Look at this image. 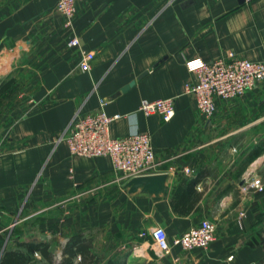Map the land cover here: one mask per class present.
I'll return each instance as SVG.
<instances>
[{"label":"crops","instance_id":"0c3cea01","mask_svg":"<svg viewBox=\"0 0 264 264\" xmlns=\"http://www.w3.org/2000/svg\"><path fill=\"white\" fill-rule=\"evenodd\" d=\"M56 3L0 0V89L22 85L0 95V259L44 242L60 264L82 235L99 264H264V191L242 190L264 181V80L217 98L212 117L186 92L189 59L264 60V0H80L72 27ZM73 36L79 46L69 44ZM82 49L95 51L88 71ZM102 98L109 115H120L113 137L151 134L159 173L168 175L161 193H131L109 156L73 155L59 140ZM160 98L175 99L169 121L139 110L143 99ZM191 184L200 196L181 212L175 192ZM203 219L217 227L207 249L173 245L160 256L152 247L154 227L172 239ZM32 264L50 263L36 252Z\"/></svg>","mask_w":264,"mask_h":264},{"label":"built area","instance_id":"2783aa9c","mask_svg":"<svg viewBox=\"0 0 264 264\" xmlns=\"http://www.w3.org/2000/svg\"><path fill=\"white\" fill-rule=\"evenodd\" d=\"M80 0H57L55 9L65 19V25L72 27L78 13ZM71 46H79L80 39L73 36ZM80 67L91 69V61L95 51L81 50ZM230 60L217 59L205 61L196 57L189 59L187 65L194 80L187 85L186 92L196 101L200 113L212 117L217 110L216 99H232L243 95L264 80V60L253 61L247 58L234 57ZM108 100L100 99L99 108L94 112H77L65 133L59 140H66L73 155L86 157L109 156L113 163L116 178L130 180L131 178L159 173L156 153L153 148L152 136L147 131H136L124 137H113L110 125L113 119L105 106ZM139 110L145 115L158 114L163 120H171L176 113L174 98L143 99ZM190 172V168L185 169ZM255 189L264 191V181L261 178L247 180L242 183V190ZM83 193L72 196L80 197ZM70 198V199H71ZM151 245L160 256L171 252L173 245H179L184 250L195 248L207 249L216 239L217 227L209 219H203L198 225L169 238L166 229L156 226L150 231Z\"/></svg>","mask_w":264,"mask_h":264},{"label":"trees","instance_id":"16d2710c","mask_svg":"<svg viewBox=\"0 0 264 264\" xmlns=\"http://www.w3.org/2000/svg\"><path fill=\"white\" fill-rule=\"evenodd\" d=\"M16 89V82L10 80L0 89V95L2 97H10L15 93ZM192 194L196 195L194 199H198L200 196L193 189L192 184L179 186L173 199L174 207L184 212V206L189 203L188 200ZM36 252H40L50 264H53L54 254L50 249V245L44 242H25L21 243L19 248L6 250L2 254L0 264H32ZM64 254L65 257L60 264H99L95 255L92 254L91 241L82 235L71 238L64 248ZM77 255H79V260H76ZM109 264L114 263L111 262Z\"/></svg>","mask_w":264,"mask_h":264},{"label":"water","instance_id":"95a60500","mask_svg":"<svg viewBox=\"0 0 264 264\" xmlns=\"http://www.w3.org/2000/svg\"><path fill=\"white\" fill-rule=\"evenodd\" d=\"M133 84H135V81H132L130 84L123 87L122 90L126 91ZM167 176L166 173L137 176L128 180L125 187L128 188L131 193L136 192L141 188L144 192L159 194L165 189Z\"/></svg>","mask_w":264,"mask_h":264},{"label":"rangeland","instance_id":"374dc122","mask_svg":"<svg viewBox=\"0 0 264 264\" xmlns=\"http://www.w3.org/2000/svg\"><path fill=\"white\" fill-rule=\"evenodd\" d=\"M17 89L14 93V95H17L19 93L20 87L22 86L19 82H16Z\"/></svg>","mask_w":264,"mask_h":264}]
</instances>
